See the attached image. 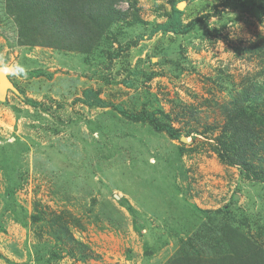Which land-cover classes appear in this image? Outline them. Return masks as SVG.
Listing matches in <instances>:
<instances>
[{"label": "rangeland", "instance_id": "rangeland-1", "mask_svg": "<svg viewBox=\"0 0 264 264\" xmlns=\"http://www.w3.org/2000/svg\"><path fill=\"white\" fill-rule=\"evenodd\" d=\"M6 66L0 264H264V0H0Z\"/></svg>", "mask_w": 264, "mask_h": 264}, {"label": "trees", "instance_id": "trees-1", "mask_svg": "<svg viewBox=\"0 0 264 264\" xmlns=\"http://www.w3.org/2000/svg\"><path fill=\"white\" fill-rule=\"evenodd\" d=\"M182 12L179 11L176 7L172 8V15H171V20L167 21L162 24L156 25L152 30H151V35L156 34L158 32H168L173 28H177L181 25V18ZM191 24V23H190ZM190 24L186 25L185 28L182 30L183 33L189 31ZM42 75V72L39 70H32V71H27V72H18V76L20 78H38ZM20 96V95H19ZM21 100L30 106H35L36 103L31 101L30 99H26L24 97H21ZM87 105L93 106V107H110L113 111H115L119 116H121L123 119L130 121V122H135V123H145L147 124L153 131L158 132V133H164L169 139L174 140V141H179L181 139V134L178 129L173 128L172 126H169L167 124H162L158 122V120L150 113H138V114H129L127 113L122 107L118 105H109V104H104L98 99L92 97L87 99ZM219 158L221 160L226 161V163H230L226 156L223 155L222 153L219 154Z\"/></svg>", "mask_w": 264, "mask_h": 264}, {"label": "water", "instance_id": "water-1", "mask_svg": "<svg viewBox=\"0 0 264 264\" xmlns=\"http://www.w3.org/2000/svg\"><path fill=\"white\" fill-rule=\"evenodd\" d=\"M18 76L17 71L12 66L0 67V101H4L9 91L16 95H20L15 88L9 76Z\"/></svg>", "mask_w": 264, "mask_h": 264}, {"label": "crops", "instance_id": "crops-1", "mask_svg": "<svg viewBox=\"0 0 264 264\" xmlns=\"http://www.w3.org/2000/svg\"><path fill=\"white\" fill-rule=\"evenodd\" d=\"M17 71V70H16ZM18 73V72H17Z\"/></svg>", "mask_w": 264, "mask_h": 264}]
</instances>
